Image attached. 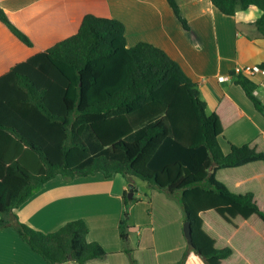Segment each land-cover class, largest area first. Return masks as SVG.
<instances>
[{
	"label": "trees",
	"instance_id": "obj_1",
	"mask_svg": "<svg viewBox=\"0 0 264 264\" xmlns=\"http://www.w3.org/2000/svg\"><path fill=\"white\" fill-rule=\"evenodd\" d=\"M211 1L229 16L249 5L264 10V0ZM168 2L190 30L177 0ZM0 21L33 45L1 7ZM255 30L264 38V16ZM230 75L264 115L251 75ZM244 116L228 95L209 112L198 83L165 50L149 42L128 47L123 22L88 14L75 34L0 76V230L15 228L48 264L104 258L85 220L44 232L14 209L56 176L119 173L179 201L191 221L190 251L206 264H264V131L231 144L228 154L220 143ZM123 199L136 200L128 192ZM131 229L126 211L121 238Z\"/></svg>",
	"mask_w": 264,
	"mask_h": 264
},
{
	"label": "crops",
	"instance_id": "obj_2",
	"mask_svg": "<svg viewBox=\"0 0 264 264\" xmlns=\"http://www.w3.org/2000/svg\"><path fill=\"white\" fill-rule=\"evenodd\" d=\"M177 2L190 30L184 28L168 0H0V7L33 43L26 45L0 21V76L75 34L88 14L117 19L125 26L128 47L149 42L181 65L198 83L209 112L224 95L242 108L245 116L220 137L228 154L231 144L248 143L264 131V115L230 75L231 70L243 71L264 62V38L258 36L255 24L242 18L249 8L229 16L211 0ZM245 73L257 83L255 93L264 102V72ZM130 183L136 200L125 205L123 196L129 193ZM148 186L144 191L119 173L106 177L98 172L70 180L59 175L36 189L14 213L44 232L58 230L71 220H85L88 240L98 241L108 252L88 264H179L186 251L185 264H206L202 256L190 251L182 205L167 192ZM127 209H131L130 226L137 228V242L131 235L120 236L119 224ZM0 264L48 263L9 227L0 230Z\"/></svg>",
	"mask_w": 264,
	"mask_h": 264
},
{
	"label": "clouds",
	"instance_id": "obj_3",
	"mask_svg": "<svg viewBox=\"0 0 264 264\" xmlns=\"http://www.w3.org/2000/svg\"><path fill=\"white\" fill-rule=\"evenodd\" d=\"M262 16H264V10L259 9L256 5H249V9L243 19L246 23L255 24Z\"/></svg>",
	"mask_w": 264,
	"mask_h": 264
},
{
	"label": "water",
	"instance_id": "obj_4",
	"mask_svg": "<svg viewBox=\"0 0 264 264\" xmlns=\"http://www.w3.org/2000/svg\"><path fill=\"white\" fill-rule=\"evenodd\" d=\"M133 191H134V184L130 183L129 184V193H128L129 198H132L133 193H134ZM184 234H185V237L187 239L188 244L190 246H192L194 244V241H193L191 221L189 219L186 220L184 223ZM198 254L200 256H203L201 253H198Z\"/></svg>",
	"mask_w": 264,
	"mask_h": 264
},
{
	"label": "rangeland",
	"instance_id": "obj_5",
	"mask_svg": "<svg viewBox=\"0 0 264 264\" xmlns=\"http://www.w3.org/2000/svg\"><path fill=\"white\" fill-rule=\"evenodd\" d=\"M136 181V183H137V185L138 186H140L144 191H146V190H148V184L146 183V182H144V181H142V180H139V179H137V180H135ZM148 186V187H147ZM127 211H128V213L131 211V209H127ZM128 235H131V238L133 239V240H135L136 242L138 241V238H139V236H138V234H137V228H132L131 229V231L129 232V234ZM127 235V236H128ZM129 253V252H128ZM130 254V253H129ZM129 258H130V256H129Z\"/></svg>",
	"mask_w": 264,
	"mask_h": 264
},
{
	"label": "built area",
	"instance_id": "obj_6",
	"mask_svg": "<svg viewBox=\"0 0 264 264\" xmlns=\"http://www.w3.org/2000/svg\"><path fill=\"white\" fill-rule=\"evenodd\" d=\"M243 71L249 72L250 74H254L255 72L259 71L264 72V69H261L259 66H246Z\"/></svg>",
	"mask_w": 264,
	"mask_h": 264
}]
</instances>
